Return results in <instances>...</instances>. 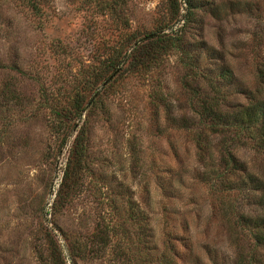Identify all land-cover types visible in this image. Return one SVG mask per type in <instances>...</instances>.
<instances>
[{
  "label": "rangeland",
  "instance_id": "obj_1",
  "mask_svg": "<svg viewBox=\"0 0 264 264\" xmlns=\"http://www.w3.org/2000/svg\"><path fill=\"white\" fill-rule=\"evenodd\" d=\"M177 1L173 20L172 0H0V264H264L238 225L264 217L262 193L228 164L264 186V152L192 109L223 98L233 112L264 90V0H193L192 19ZM168 24L184 27L177 49L100 81L131 39ZM77 99L91 103L82 119ZM82 130L88 170L66 192Z\"/></svg>",
  "mask_w": 264,
  "mask_h": 264
},
{
  "label": "trees",
  "instance_id": "obj_2",
  "mask_svg": "<svg viewBox=\"0 0 264 264\" xmlns=\"http://www.w3.org/2000/svg\"><path fill=\"white\" fill-rule=\"evenodd\" d=\"M173 2L175 0H172ZM189 6V18H193L194 11L196 6L194 5L193 0H183ZM173 7V20H177L178 15L180 14V6L178 1L174 2ZM188 18L185 17L184 20ZM186 25V22H185ZM174 26V25H173ZM173 26L170 24L166 25L158 31L157 37H147L145 39H131V45L123 54H119L118 56H114L105 71H102L100 75V81L104 79H108V73L110 71L117 72L121 69L122 65H127L126 69L131 70V72H141L144 70L153 67L154 63L158 60L159 56H161L165 51L173 50L178 48L177 42H180V33L184 31V27L181 29L174 31ZM172 29L170 34H161L165 30ZM160 33V34H159ZM153 36V35H152ZM201 75H199L200 77ZM206 77H204L205 79ZM233 79L232 71L228 69V71H224L221 75L220 80H218L221 86H226L227 82H231ZM259 80L260 84L264 87V67L259 71ZM97 80L92 83V90H96L95 87ZM90 88V87H89ZM255 95H249L248 99L250 103L248 105H234L233 112H229L224 107L226 103H223V98L219 100L212 99L211 101H207L204 98L197 99V102L193 105L192 109L195 114L198 116L201 126L208 127L213 132H220L221 134H227L230 131H236L238 136H241L242 139L245 136L252 140L260 151L264 152V90L258 91ZM204 97V96H203ZM100 101L96 100V103ZM93 103V102H92ZM91 105V103H90ZM90 105H83L82 101L79 99L76 100L74 105L71 107L70 112L74 113V115L82 119V116L89 111ZM232 105L226 106L228 109ZM66 112V114L60 113V116H63L66 121L71 120V113ZM83 132L79 134L75 140L74 147L70 152L69 162L67 168L64 173V178L62 182V188L66 190V192L71 191L72 186L77 183V180L81 175L87 173L88 170V159H89V149H88V139L86 134ZM204 135V133H203ZM201 136V135H200ZM204 150V149H203ZM232 154V153H231ZM230 171L233 169H239L241 172L245 174L244 181L249 183L251 182L255 188V191H260L262 193L260 197V202L264 205V186L262 183L256 180L254 174L249 172V169L245 163H242L236 157H229ZM239 164L244 165L243 169L239 167ZM218 179L221 180V173L215 174ZM61 188V190H62ZM231 189V188H230ZM137 214L132 213L131 217L136 218ZM238 225L242 227V229L248 230L249 233H252L256 247L264 248V217L258 215H246L242 216ZM261 263L259 260L257 262ZM167 264H175L172 260H169ZM237 264H256L254 258H245L244 256H240Z\"/></svg>",
  "mask_w": 264,
  "mask_h": 264
}]
</instances>
